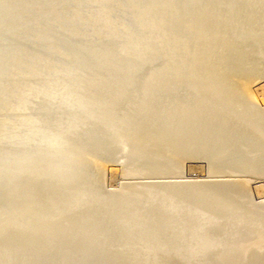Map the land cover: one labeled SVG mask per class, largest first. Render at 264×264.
<instances>
[{
    "label": "water",
    "instance_id": "water-1",
    "mask_svg": "<svg viewBox=\"0 0 264 264\" xmlns=\"http://www.w3.org/2000/svg\"><path fill=\"white\" fill-rule=\"evenodd\" d=\"M0 264H264V0H0Z\"/></svg>",
    "mask_w": 264,
    "mask_h": 264
}]
</instances>
